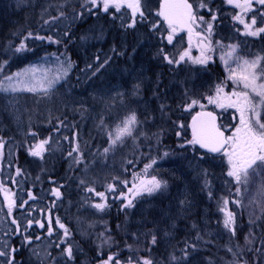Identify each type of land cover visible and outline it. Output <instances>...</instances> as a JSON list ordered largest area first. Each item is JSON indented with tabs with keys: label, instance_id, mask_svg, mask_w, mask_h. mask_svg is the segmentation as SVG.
I'll use <instances>...</instances> for the list:
<instances>
[{
	"label": "rangeland",
	"instance_id": "1",
	"mask_svg": "<svg viewBox=\"0 0 264 264\" xmlns=\"http://www.w3.org/2000/svg\"><path fill=\"white\" fill-rule=\"evenodd\" d=\"M43 1L51 7L62 4L66 7L68 3H64L66 0H7L5 5L10 13L17 16L31 15L38 5L41 6L42 12L48 9ZM81 1L84 3L87 0ZM161 1L142 0L146 19L138 18L134 28L114 27L116 20L126 22L121 26L131 22L130 10L126 8L120 13L115 12V9H110L108 13L102 11V18L107 22L98 20L97 15H92L93 21H89L90 23L81 29L79 25V35L74 48L81 56L80 65L79 59H76L77 69V64L68 55L70 45L64 44L65 46L56 55L50 51H43L37 60L10 75L13 76L33 65L42 70L47 69L49 75L56 74L58 69L61 74L63 70H67V76L54 86L48 96L23 91L15 93L0 91V111L12 124L16 136L24 137L26 123L31 115L34 116L33 126L44 127L52 134L53 139H50L49 144L46 145L48 150L43 153V157H51L52 151L57 152V150L58 157L61 155L62 150L57 146L63 143L65 134H70L72 137L68 138L71 148L74 145L82 148V151H78L79 154L80 152L86 154L85 151L92 152L90 144L94 140L93 134L100 129L94 146L95 156L97 149L100 150L98 160L85 167L77 166L71 169L67 192H70L74 201L72 205L64 201V204L57 209L56 219L59 218L65 225L70 236L64 237V230L59 226L58 230L62 233L53 236L54 227L57 225L55 223L52 225L54 229L52 235H48L47 230L44 231V236L52 238L54 245L56 244L55 246L50 244L46 249L49 255L45 264H94L90 259L89 262H83L89 258V253L75 251L74 247V259L68 260L62 255L63 249L72 241L87 245L92 239L98 240L96 245H100L98 251L96 247L95 250L92 248V251L97 252L95 257L116 256L121 264H127L129 258L134 264L143 258L152 259L153 264H193L172 259L183 249L181 243L176 241V236L180 232L190 231L198 224L199 227L196 228L206 238L216 241L222 238L219 222L222 220L223 223L225 213L220 209L225 207V200L230 202V197L225 192L221 198L215 199L210 188L213 181L223 177L232 178L227 176V161L224 158L210 159L198 156L193 146L186 142L179 143L180 147L181 145L183 147L177 153L167 152L164 149L168 153L167 156L164 155L165 152L154 156V152L162 144L166 128L169 126L168 121L171 119L176 118L179 122L177 133L180 135L177 140L185 137L186 117L195 111H201L199 105L187 110L190 99H196L205 105L203 110L212 109L217 112L221 109L209 104L206 99L209 95H215L217 85H223L224 81H227L231 87L227 88L223 85L225 92L240 90L232 80L228 79L229 72L221 56L227 53L229 45H237L234 57L229 60V66L232 68L237 67V58L253 60L257 56L264 57V34L257 37L246 36L243 34L244 26L233 19L235 15H243L248 20L254 12L244 14L236 7L230 10L231 6L225 4L226 0H221L223 3L221 5L223 13H221L214 7L220 0H206L207 8H199V0H190L197 10V16H203L205 21H210L212 14L217 17L213 22L210 38L213 51L208 55L211 59L207 65H194L190 62L169 65L157 55L158 50L164 48L167 53L178 59V53L188 48L189 38L187 31H181L175 36L173 44H167L164 39L168 35L167 24L156 14L160 9ZM253 8L257 15V27L264 26L258 14L264 11V8L257 4H253ZM96 10L94 8V11ZM126 16L129 17L128 21ZM154 24L157 25L156 29L152 27ZM204 28L206 24H202L196 30L200 31ZM204 35L207 33L205 32ZM125 37L128 39L126 40ZM196 42V38L193 37L191 48L193 57L200 55L199 48L195 46ZM102 64L103 67H100ZM88 69L92 71L89 73ZM73 75H75L74 79ZM5 77L0 81L7 86ZM137 84L138 89L135 88ZM170 102L178 103L180 109H170ZM131 112L136 113L139 121L133 135L126 137L123 143H118L105 153L104 149L109 148L110 145L108 133L114 132L116 125ZM222 115L227 125L232 122L233 115L229 109L222 112ZM181 124L184 128L180 127ZM151 126L153 130L158 129V131L152 147L150 145L148 147L146 146L148 139L145 135ZM170 142L173 144L172 140ZM52 145L54 148L49 150ZM141 154L149 160H142ZM30 157L24 167L25 177H31L37 181L36 184H40L45 178L44 170L37 159L41 157L32 155ZM69 158L72 157L65 156V160L69 161ZM80 158L83 157L79 156ZM152 159H155L156 163L145 174L142 167ZM81 163H84V160L79 162ZM70 164L72 166L76 163L70 161ZM134 176L144 179L156 176L157 179L166 181L167 187L152 195L143 194L137 197V202L133 203L134 206L130 208L127 216L129 224L124 237L125 246L122 245L120 250H116L114 245L116 246L118 242L113 244L115 236L106 233V230L100 226L105 223L101 220V216H97L91 209L76 206L80 198L83 199V196L79 195L88 184L107 191L109 185H114L117 190L124 191V181H127L129 186L138 183V180H134ZM262 185H264V175L256 177L247 186L238 185L241 196L240 206L248 223L252 225L264 216V194L260 191ZM225 190H230L229 184L225 185ZM115 234L118 235L117 232ZM152 235L157 236L158 242L155 245L151 243ZM250 237L251 232H247L244 242L248 244ZM62 240L66 243H61Z\"/></svg>",
	"mask_w": 264,
	"mask_h": 264
},
{
	"label": "trees",
	"instance_id": "2",
	"mask_svg": "<svg viewBox=\"0 0 264 264\" xmlns=\"http://www.w3.org/2000/svg\"><path fill=\"white\" fill-rule=\"evenodd\" d=\"M7 0H0V66L3 70L0 71V79L5 76L12 75L17 69L23 68L31 62L39 58L40 53L43 51H50L55 55L61 51L65 46L64 44L70 45V52L68 55L73 59L72 61L77 64L76 69L80 65V54L74 50L76 39L78 37L79 30L85 25L89 24L92 20V15H97L98 20L107 22L102 18L100 10L94 11L91 4L85 1L82 3L81 0H66V7L63 4L58 7H51L48 3L43 1L47 8L44 12L41 11V6L31 15H20L12 14L6 7ZM224 2V1H223ZM63 3V2H61ZM227 6H231L230 10H234V6L225 3ZM220 0L214 5L218 11L222 12ZM71 7L70 9H65ZM91 9V11H89ZM63 13V15H62ZM127 21L129 19L126 16ZM103 19V20H102ZM124 21L116 20L114 23L115 28L124 29L125 26H121ZM80 25V29H79ZM31 32L33 35L31 38L25 40L29 50L21 53H16L15 48L21 43L22 40ZM37 36L45 37V39H36ZM51 37V41L47 39ZM127 40L128 38L125 37ZM55 41H59L58 43ZM116 42V41H115ZM91 56V55H90ZM92 58V57H91ZM91 61V60H89ZM96 61V60H95ZM6 62V63H5ZM81 67V66H79ZM87 70V67H86ZM89 73L92 69H88ZM75 75H73L74 79ZM170 109H180L178 103L169 104ZM175 110V109H174ZM200 111L193 112L192 115ZM192 115L186 117L185 126V137L181 140H177V130L179 122L176 118L168 121L169 126L166 128V132L163 136V141L154 156L161 155L164 153V149L168 152L177 153L181 151L179 143L186 142L191 139L189 133V120ZM31 115L29 121L26 123L24 137H18L15 134V130L12 124L7 119L6 115L0 111V137L5 141L4 147L0 149V188L7 189L8 194L15 201V206L12 209L11 214L8 213V201L5 199V192L0 190V252H5L6 255L0 256V264H45L47 254L46 249L54 245L53 239L46 238L44 231L48 228L49 218L52 220V225L56 221L57 209L62 206L65 202L72 203L70 192H67V182L69 180V174L71 169L75 167H85L90 163L98 160L100 150L97 149L96 156L94 155V146L100 134V129L94 132L92 144H90V151L86 152H73L75 145L71 148V143L68 138H72L70 134H65L63 143H60L57 148L62 150L61 155L58 157L57 152H53L51 157L37 158L41 167L44 170L45 178L40 184H36L37 181L31 177H25L24 167L27 159H31L29 149L37 144L40 140L48 139L52 140L53 136L44 127H35L32 125ZM74 119H72V122ZM40 126V125H39ZM154 126V125H153ZM153 126L149 127L150 130L146 132V139H148L146 146L152 147V142L156 139L157 130H153ZM141 125L139 126V128ZM66 129H64L65 131ZM35 133V135H32ZM139 133V132H138ZM137 133V134H138ZM167 139V140H165ZM82 140V139H79ZM172 140L173 144L170 142ZM68 142V144H67ZM78 143V140H77ZM52 145L49 150L53 149ZM195 153L198 156L210 159H219L221 157H209L202 154L197 147H193ZM48 150V149H47ZM72 152L71 157L65 160L67 151ZM56 156V157H55ZM83 157V158H80ZM153 156V157H154ZM56 159V160H55ZM142 160H149L141 154ZM84 160V163L79 164ZM70 161H74L76 164L70 166ZM130 162H128L129 164ZM146 165V164H145ZM142 167L144 172V167ZM17 169L20 170V174L17 175ZM145 173V172H144ZM211 191L213 198H221L225 192L230 197V202L227 205L228 211L234 213L235 217V235L232 234L228 229L224 228L222 220L219 222L220 230L222 231V238L219 241L208 239L201 234V231L196 228L199 227L196 224L195 228L190 231L179 233L176 236V241L181 243L183 249L176 255L177 262L188 261L193 264H264V216L258 219L257 223L249 224L246 215L243 212L240 203L237 204L235 201H240V194H237L236 189L239 187L233 178L226 179L223 177L218 181H213ZM229 184L230 190H225V185ZM132 185L124 186L122 189H116L115 192H109L106 189H98L94 185L88 184L79 196L80 202L76 207L84 209H91L97 216H101V220H104V224L100 226L106 230L111 236H115L113 244L118 242L114 249L120 250V247L124 244V237L128 227V213L130 208H124L122 198H118L120 193L128 192V188ZM215 187V188H214ZM89 188L94 190L90 192ZM53 189H58L61 193V198H57L53 195ZM96 192H103L106 196L107 207L103 210H97L93 207L94 204L102 202L100 197L96 196ZM222 195H219V193ZM29 193L34 199L29 198ZM138 198H135L133 203H136ZM26 202V203H25ZM72 205V204H71ZM16 223L13 224L12 221ZM29 221L31 226L29 227ZM39 222V223H37ZM40 224H44V228L40 227ZM56 224V223H55ZM55 236L56 233H62L58 230V225L54 227ZM117 230V231H116ZM118 233V235L115 234ZM251 232L250 242H244V236L246 233ZM39 237V239H37ZM98 240H91V243L82 245L79 241H72L70 244L73 245L75 251L81 253H89V258L83 262H89V259L94 264H102L104 260L108 258L95 257L96 250L98 251L100 245H96ZM39 243L40 246H36ZM98 244V243H97ZM195 245V248L192 247ZM15 249V251H13ZM231 249V251H229ZM185 251L187 252V258L184 259ZM42 255H41V254ZM37 256L36 258L34 257ZM98 258V259H97ZM94 259V260H93ZM99 259H101L99 261ZM99 261V262H98Z\"/></svg>",
	"mask_w": 264,
	"mask_h": 264
},
{
	"label": "snow or ice",
	"instance_id": "3",
	"mask_svg": "<svg viewBox=\"0 0 264 264\" xmlns=\"http://www.w3.org/2000/svg\"><path fill=\"white\" fill-rule=\"evenodd\" d=\"M230 5L241 9V12L247 14L248 12H254V14L246 20L243 15H235L234 20L238 21L244 26V35L257 37L264 34V26L257 27V15L253 8V4H257L264 8V0H226ZM87 3L91 4L92 8L108 13L110 9H115V12L120 13L123 9L130 10L131 22L125 25L127 28H134L137 24L138 18L140 20L146 19L144 8L142 6V0H87ZM199 8H207L208 4L206 0H199ZM91 11V9H89ZM211 12V9H209ZM167 24L168 35L164 38L167 44H173L175 36L181 31H187L189 38L188 48L178 53V59L170 53H167L164 48H160L157 55L166 61L169 65H180L184 62H190L194 65H207L211 56L208 53L213 51L211 46V34L213 29V22L217 19L215 14H212L210 21H205L203 16H197L196 9L189 0H162L160 9L156 13ZM261 17V24H264V11L258 13ZM63 15V13H62ZM202 24H206V28L197 31ZM153 29L157 28V25L152 26ZM207 35H204V33ZM32 33L29 32L24 40L15 48L16 53L29 50L27 48L25 40L32 37ZM193 37L196 38V47L200 50L198 57L191 55V48L193 47ZM36 39H45V37L37 36ZM51 41V37H47ZM59 42V41H55ZM228 51L225 55L221 56V60L224 61L225 66L228 69V79L232 80L234 84L240 89L239 91L233 90L232 92H225L223 85H217L215 89V95H209L206 99L209 104H213L221 109L232 108L238 113V123L233 125V131L231 135H226L227 126L217 123V117L210 111H204L205 105L201 104L196 99H190L187 104V110H191L194 106L199 105L200 112H197L192 116L191 122V139L186 143L193 147L199 146L201 149H205L210 153H222L227 158L228 171L227 176L232 177L237 185L247 186L256 177L264 175V57L257 56L253 60L238 59L237 67L232 68L229 66V60L232 59L237 51V45H229ZM115 50V49H114ZM6 63V62H5ZM107 63V61H105ZM71 67V65H69ZM103 67V64L100 65ZM3 68L0 66V71ZM99 70V69H97ZM67 76V70L61 71L58 69L56 74L49 75L47 69H40L33 65L25 68L23 71L15 73L13 76H6L5 80L8 82L5 86L3 81H0V91L4 92H30L38 93L43 96H48L54 86L64 77ZM135 88H139L137 84ZM103 123V121H102ZM139 124L137 115L135 112H131L127 115L119 124L116 125L114 132H109V148H105L104 152H109L110 148L115 147L118 143H123L126 137H131L135 131L136 126ZM184 128V125H180ZM35 135V133H32ZM180 135V133H177ZM5 141L0 137V149L4 147ZM49 144L48 139L40 140L37 144L29 149L30 155L35 157H43V153L47 151L46 145ZM183 147V145H181ZM73 152H78V148H74ZM72 152H69V156ZM168 155L167 152L164 153ZM77 162H79L77 160ZM156 163L155 159H152L150 163L144 167V172L147 174L148 169ZM20 174V170L17 169V175ZM134 180H138V183H133L128 192L120 193L118 198H122L126 203L123 204L124 208H131L134 206L133 201L135 198L147 194L152 195L161 191L167 187V182L157 179L156 176H151L150 179H144L142 177L134 176ZM127 186L128 182H123ZM5 192V199L8 201V213L12 212L15 206V201L8 194L7 189L0 188ZM53 195L57 198L61 196L58 189H53ZM88 191L94 192L95 190L89 188ZM109 192H115L114 185L108 186ZM261 193L264 194V185L261 186ZM237 194L240 193V188L236 189ZM96 196L100 197V203L93 205L97 210L103 211L107 204L106 196L103 192H96ZM209 196L211 192L209 191ZM29 198L34 199L29 193ZM26 203V202H25ZM181 203H184L181 201ZM239 204L240 201H235ZM228 201H224V208L220 210L225 213V219L223 225L225 229H228L235 235V217L234 213L226 210ZM16 223L15 220L12 221ZM29 221V227L31 226ZM39 223V222H37ZM55 223L59 228L63 229L64 237H69L70 232L59 218ZM41 228H44V224H40ZM48 235H52L54 229L52 227V220L49 218L48 222ZM39 239V237H37ZM110 239V238H109ZM157 236L152 235L151 243L157 244ZM61 243H66L62 240ZM59 247V244H57ZM195 248V245H192ZM15 251V249H13ZM231 251V249H229ZM6 255L5 252H0V256ZM62 255L66 256L68 260L74 259L73 246L68 244L63 249ZM187 252L185 251L184 259L187 258ZM173 260L177 258L172 257ZM11 264V261L8 262ZM102 264H121L120 260L116 256H108ZM127 264H134L133 260L129 258ZM135 264H153L152 259L143 258L140 261H136Z\"/></svg>",
	"mask_w": 264,
	"mask_h": 264
},
{
	"label": "flooded vegetation",
	"instance_id": "4",
	"mask_svg": "<svg viewBox=\"0 0 264 264\" xmlns=\"http://www.w3.org/2000/svg\"><path fill=\"white\" fill-rule=\"evenodd\" d=\"M223 85L225 87H227V88L231 87V84L229 82H227V81H224ZM228 109H229V112L233 115V117H232V122L227 125L226 120H225V118L222 115V112H224L225 110H228ZM228 109L217 110V113L219 115L220 125L227 126V130H226L225 134L226 135H231L232 131L234 130L232 126L236 125L238 123V119H234V117H238V113H236L235 109H232V108H228ZM221 157H223L224 160L227 161V158L225 156H223V154H221Z\"/></svg>",
	"mask_w": 264,
	"mask_h": 264
},
{
	"label": "water",
	"instance_id": "5",
	"mask_svg": "<svg viewBox=\"0 0 264 264\" xmlns=\"http://www.w3.org/2000/svg\"><path fill=\"white\" fill-rule=\"evenodd\" d=\"M189 3H191V2L189 1ZM210 112H212V111H210ZM212 113L217 117V123L219 124V117H218V115H217L215 112H212ZM191 122H192V117H191L190 120H189V131H190V135H191V127H190ZM196 147L198 148V150H199L201 153H203V154H205V155H208V156H218V155L221 154V153H210V152H207L205 149H201V148H199V146H196Z\"/></svg>",
	"mask_w": 264,
	"mask_h": 264
}]
</instances>
